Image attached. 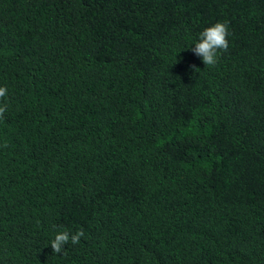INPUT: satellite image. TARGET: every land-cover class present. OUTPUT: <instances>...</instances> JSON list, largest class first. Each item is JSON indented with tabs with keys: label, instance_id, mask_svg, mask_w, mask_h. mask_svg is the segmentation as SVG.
Here are the masks:
<instances>
[{
	"label": "trees",
	"instance_id": "1",
	"mask_svg": "<svg viewBox=\"0 0 264 264\" xmlns=\"http://www.w3.org/2000/svg\"><path fill=\"white\" fill-rule=\"evenodd\" d=\"M0 86V264H264V0H0Z\"/></svg>",
	"mask_w": 264,
	"mask_h": 264
},
{
	"label": "clouds",
	"instance_id": "2",
	"mask_svg": "<svg viewBox=\"0 0 264 264\" xmlns=\"http://www.w3.org/2000/svg\"><path fill=\"white\" fill-rule=\"evenodd\" d=\"M229 29L226 22H217L210 27L205 28L198 37V42L191 49L194 55L200 57L205 66H215L218 62V55L221 51L228 50ZM194 67V66H193ZM7 95L6 87L0 86V100H3ZM7 104H0V120L4 118L7 111ZM7 143L3 147H7ZM84 236L83 230H78L75 233H70L67 229L55 233L54 238L50 241L52 253H65V245L69 242L73 245L80 243L81 237Z\"/></svg>",
	"mask_w": 264,
	"mask_h": 264
}]
</instances>
